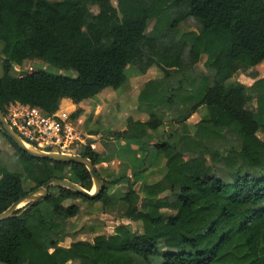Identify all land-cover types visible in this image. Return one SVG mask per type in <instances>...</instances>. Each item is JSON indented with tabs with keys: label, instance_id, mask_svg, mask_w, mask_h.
I'll return each mask as SVG.
<instances>
[{
	"label": "trees",
	"instance_id": "obj_1",
	"mask_svg": "<svg viewBox=\"0 0 264 264\" xmlns=\"http://www.w3.org/2000/svg\"><path fill=\"white\" fill-rule=\"evenodd\" d=\"M117 1L118 8L111 0H0V108L7 114L11 103L20 102L53 114L64 98L80 105L108 88L121 93L132 68L144 74L156 65L164 76L141 89L139 119L129 116L125 128L122 121L103 132L141 140L146 163L164 158L165 172L154 182L139 180L137 170L132 176L102 177L105 190L95 198L52 187L46 197L0 222V263L264 264V140L258 135L264 132V78L252 85L232 80L264 61V0ZM90 4L99 5L98 14ZM189 17L201 27L181 31L179 24ZM204 56L205 70L193 71L188 81H167L170 69L185 72ZM35 59L77 76L12 74L14 64ZM201 108L205 115L190 127L188 119ZM83 112L79 107L70 119ZM169 114L182 133L145 140L149 131L167 124ZM0 136L17 153L8 165L0 146V214L54 177L93 188L86 166L30 156L1 123ZM76 154L98 171L103 157L92 141ZM221 163L229 180L214 170L213 164ZM124 181L118 209L141 228L121 223L111 235L62 245L72 238L69 220L82 205L101 202L105 210L114 202L110 186Z\"/></svg>",
	"mask_w": 264,
	"mask_h": 264
},
{
	"label": "rangeland",
	"instance_id": "obj_2",
	"mask_svg": "<svg viewBox=\"0 0 264 264\" xmlns=\"http://www.w3.org/2000/svg\"><path fill=\"white\" fill-rule=\"evenodd\" d=\"M111 3L113 4V6L118 8L117 0H111ZM89 7L94 14H98L100 11V7L98 4H90ZM155 22H156L155 19H152L150 21L148 31L152 30ZM179 27L181 31H193V30H198L201 27V24L199 21L189 17L183 22H181L179 24ZM147 51H149V49ZM205 59H206V56L202 57V59L199 62H197L194 65V67L188 66L185 72L184 71L179 72L176 68L170 69L169 72L171 76L167 79V81H175L178 79L188 81V78L190 77L189 74H191L193 71L194 73H198L200 71L205 70L203 66ZM190 67H192L193 69L191 72L189 70ZM32 71H45V72H48L54 75H64V76H69V77L77 76V72L74 70L62 69V68L53 66L47 61L39 60V59L26 60L21 65H17L11 70L12 74L15 76L22 75L26 72H32ZM132 71H135V72L131 74L129 72L130 74L129 83L128 85L124 86L121 89L122 90L121 93H118L114 91L112 88H110V89H107L105 92H103L101 96L96 97L93 100H88L85 103L86 105L84 104L85 105L84 108L86 109L85 111H87L86 116L83 114L84 113L83 112L81 115L82 117L78 116L74 119L75 125L78 128H80V131L83 128V126L80 124L82 123L80 122L81 120H83V123L85 121L88 127H92V128L93 127H100V128L103 127V131H104L105 129H108L110 125L115 124L114 125L115 127L118 122L123 121L122 126L124 124L126 125L125 120L129 116L133 118H139L140 112L138 110V98L137 97L139 95L140 90L143 88L145 84H147L148 81H154L156 83L158 81H162L161 78L164 76V74H163V71L156 65H151L144 74L139 73V71H136L133 68H132ZM260 78H264V61L256 65L253 68L240 70L237 76L234 77L232 80L238 79L239 81L247 85H252L255 80L260 79ZM249 107L251 108L255 107L254 102H252L249 105ZM65 109H70V106L66 105L64 106V108H62V110L70 112L69 110H65ZM201 112L205 113L206 112L205 108H201L199 110V113ZM113 115L115 117H113ZM194 116H195L194 118H191V123L189 122V125H192V128H194V122L197 123L199 121L201 114H197V115L195 114ZM171 119H172V115L169 114L166 117L167 124L163 125L161 129L159 130V133H158V135H160L159 139L163 136L165 132H171L173 136H175L176 138L182 133L180 127H175L170 123ZM107 122H108V125H106ZM258 135L261 139L264 140L263 131L258 132ZM231 136L232 138L234 137L233 134H231ZM101 139H104V138L101 137ZM152 140L153 139H151L149 143H151ZM0 146L3 148L4 150L3 155L7 158L8 161H14L16 159L17 153L15 149L2 136H0ZM78 151L79 150H77V152ZM156 161L157 159H155L154 163ZM149 164H150V158H149L148 165ZM213 166H214V170L217 172V174L220 177L226 180L230 179V177L228 176L226 172L224 163L216 164V165L213 164ZM135 170L137 169L133 168L131 174H133ZM53 191H57V189L55 188L53 189ZM78 203L82 204V200H78ZM110 214L115 215L113 213H110ZM118 215L116 214L115 216L121 218L120 214ZM83 217L84 215L82 213H79L77 217L69 220V223H70L69 230H70V233L72 234V238H74L75 240L92 241L97 234L110 235L111 233L114 232L113 230L114 227L112 225L113 222H110V220H116V219H108V218L104 219V217H102L103 219L97 218V220L100 223L101 222L104 223L103 221L105 220L108 223L107 225L104 224L102 227L94 229L95 231H89V232L82 231L80 229L81 227L80 225L83 222ZM130 225L132 226L134 230H139L141 228V226H138V224H136L135 222L130 223ZM72 238L71 237L68 238L65 243H62V245L64 244L68 245L69 241H71Z\"/></svg>",
	"mask_w": 264,
	"mask_h": 264
},
{
	"label": "crops",
	"instance_id": "obj_3",
	"mask_svg": "<svg viewBox=\"0 0 264 264\" xmlns=\"http://www.w3.org/2000/svg\"><path fill=\"white\" fill-rule=\"evenodd\" d=\"M1 48H3V43L0 41V49ZM3 59H4V56H2V54H0V77L3 75V69H2ZM15 66H17V64H14L12 69ZM108 89H110V88H108ZM106 90H104L103 92H105ZM103 92L100 93L97 97L101 96V94H103ZM90 100H93V99H90ZM87 101L88 100L82 102L79 105V104L73 103V101L69 98H64V99H62V101L60 103L59 109L62 110V108H64V106L68 105V106H70V109H65V110H69L70 111L69 113L72 114L73 112H75L78 109V106H79V107L83 108V110H84L83 114L86 116L87 111H85L86 109L84 107H85V105H86L85 103ZM195 114L196 115L201 114L199 120L205 115L204 112L194 113L188 119V121H187L188 125H189V122L191 123V118L195 117L194 116ZM113 117H115V116L113 115ZM135 119L137 120L139 118H135ZM71 121H72V125H74L76 128L74 126L73 127L80 131V128H78L75 125V120L73 119ZM80 122H82V123H80L83 126L81 131L86 136V141H92V146L94 147V149H96L103 157L101 162L99 164H97V168H98V171L100 172L101 177H103L107 180H111L113 178H117V177H120L122 175L132 176L131 173H132L133 168H136L139 171V172H137V177L139 180H147L148 182H154V181L159 180L163 176V174L165 172V159L159 158L154 163L155 160H153L151 158L150 164L146 165L148 163H146L147 161L145 159V152L141 148V145H142L141 140H128V139H123V138L122 139H114L113 137H110L109 135H107L103 132V127H101V128L100 127H93L92 128V127H88V125L85 121H84V123H83V120H81ZM195 123L196 122H194V124ZM106 125H108V122L106 123ZM189 126L192 127V125H189ZM107 127H109V126H107ZM125 127H126V125L124 124L122 126V129ZM161 127L156 131H149L148 136L145 140L148 139L150 141L151 139H153L151 142L158 141L159 136H160V135H158V133H159V130L161 129ZM109 128L114 129L115 128L114 124L110 125ZM101 137L104 139H101ZM4 158L6 160L5 162L8 165H12L7 160V158L5 156H4ZM151 160H153V161L151 162ZM148 162H149V159H148ZM13 167L17 171L21 170L20 166L18 164L13 166ZM142 169H145V170H142ZM126 187H127V185H126L125 181L122 182V184H112L110 186V191L115 194L114 202H112V204H110V206L107 207L105 210H104L103 204L101 202H91V203L83 204L80 213H82L84 215V217H83V222L80 225L81 227L79 226L80 229L82 231L89 232V231H95L94 229L102 227L104 224L107 225L108 224L107 221L104 220L103 221L104 223H102V222L100 223L97 220V218L103 219L102 217H104V219H107V218L108 219H116V220H110V222H113L112 225L114 227V229H113L114 232H115V228L119 224H121V223L130 224V223L134 222L131 219L122 216V212L118 209V203H117V201L119 199L118 194L123 193L126 190ZM162 212L174 214L176 211L173 209H170V208L169 209L164 208V209H162ZM110 213H113L115 215L120 214L121 218L116 217L115 215H112ZM74 218H72V219H74ZM94 220H96V221H94ZM135 223L138 224V226H141L140 222L139 223L135 222ZM113 233H111V234H113ZM97 235H100V234H97ZM72 241H84V240H75L73 238L71 241H69L68 245H66V246H69ZM0 264H3V263H0ZM70 264H71V262H70Z\"/></svg>",
	"mask_w": 264,
	"mask_h": 264
},
{
	"label": "built area",
	"instance_id": "obj_4",
	"mask_svg": "<svg viewBox=\"0 0 264 264\" xmlns=\"http://www.w3.org/2000/svg\"><path fill=\"white\" fill-rule=\"evenodd\" d=\"M5 116L24 141L41 151L77 155L87 142L84 133L73 127L71 113L61 109L47 114L38 107L15 102Z\"/></svg>",
	"mask_w": 264,
	"mask_h": 264
},
{
	"label": "water",
	"instance_id": "obj_5",
	"mask_svg": "<svg viewBox=\"0 0 264 264\" xmlns=\"http://www.w3.org/2000/svg\"><path fill=\"white\" fill-rule=\"evenodd\" d=\"M0 123L2 124L3 129L5 130L9 138L14 143H16L22 150L27 152L30 156L41 159L47 158L60 162L82 164L87 167L93 180V188L91 190H87L80 184L70 179H61L57 177L51 178L50 180L45 182L43 186L37 188L35 191L29 193L28 195L20 198L18 201L14 202L7 210L2 212L0 214V222L12 217L19 209L25 208L29 204L35 203L36 201L46 197L52 187L68 188L76 193H79L89 198H95L105 190V182L96 170V167L94 166L93 162L89 158L80 155H68L56 152L41 151L32 147L26 141H24L20 137V135L11 127V125L6 119L5 113L1 108Z\"/></svg>",
	"mask_w": 264,
	"mask_h": 264
}]
</instances>
